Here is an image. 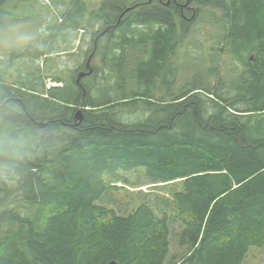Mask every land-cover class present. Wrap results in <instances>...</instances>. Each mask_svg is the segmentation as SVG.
Wrapping results in <instances>:
<instances>
[{
	"label": "trees",
	"instance_id": "obj_1",
	"mask_svg": "<svg viewBox=\"0 0 264 264\" xmlns=\"http://www.w3.org/2000/svg\"><path fill=\"white\" fill-rule=\"evenodd\" d=\"M193 4V18L220 28L215 51L234 62L233 75L218 72L212 56L205 67L176 62L188 24L177 8L148 0L95 8L71 0L50 12L39 45L8 54L0 264H164L166 205L186 248L170 264H243L250 247L264 248V0ZM88 33L102 61L77 83L59 60L75 56L72 34L80 42ZM139 169L171 186L159 211L145 201L123 213L98 203Z\"/></svg>",
	"mask_w": 264,
	"mask_h": 264
},
{
	"label": "rangeland",
	"instance_id": "obj_2",
	"mask_svg": "<svg viewBox=\"0 0 264 264\" xmlns=\"http://www.w3.org/2000/svg\"><path fill=\"white\" fill-rule=\"evenodd\" d=\"M51 1V3H50ZM70 0H7L3 9L7 15L0 17V68L7 63L6 57L15 49H22L26 44L37 46L40 44L39 33L46 24V19L51 16V11L56 14L63 10L66 3ZM98 0H87L88 8H95ZM5 7V8H4ZM190 17V14L187 15ZM188 24L187 31L182 43L175 47L174 57L176 62H189L195 66L207 65V59H216L212 62L216 70L224 77L233 75V69L236 67L234 62L227 56L217 55L215 48L221 39V30L216 25H212L208 18L194 17ZM43 26V28L41 27ZM74 40H71L75 51V56L68 54L61 55L59 62L63 75H70L71 71L84 61L89 52L90 34L84 37V40H76L75 34H72ZM79 42V43H78ZM213 53V54H212ZM98 57V56H97ZM97 63L100 61L97 59ZM183 70H186L182 68ZM189 72V71H188ZM46 85H55L53 82L46 81ZM134 116L131 115L130 119ZM128 183L119 190L108 191L98 201L100 204L111 206L118 213L130 210L138 203L145 201L157 211L169 199V190L171 186L152 184L143 174V170H134L126 174ZM169 226L170 250L167 260L164 264H170L176 261L186 251L185 247L178 244L177 234L180 226L172 218V211L169 205H166ZM243 264H264V248L250 247Z\"/></svg>",
	"mask_w": 264,
	"mask_h": 264
},
{
	"label": "flooded vegetation",
	"instance_id": "obj_3",
	"mask_svg": "<svg viewBox=\"0 0 264 264\" xmlns=\"http://www.w3.org/2000/svg\"><path fill=\"white\" fill-rule=\"evenodd\" d=\"M152 1L156 2L159 5L171 6V8H177L185 22L191 21V19L193 18V16L196 13V7L193 4V0H148V2H152ZM141 3L143 4L145 2H140L138 4H141ZM189 14H190V17L187 16ZM174 25H175V27L177 26V24H174ZM177 28H178V26H177ZM96 46H97V40L94 41V47H92V50H90L88 52L86 59L83 61L84 67L80 70L76 67L74 68L76 71V77L80 71L86 72L89 69L87 66L88 62L90 64V67H91L92 72H93L94 67H92V66H96V65L100 64V63H97V59L100 62L102 61L100 57H97L98 55L94 54ZM172 51H173L172 53H175V46L173 47Z\"/></svg>",
	"mask_w": 264,
	"mask_h": 264
},
{
	"label": "water",
	"instance_id": "obj_4",
	"mask_svg": "<svg viewBox=\"0 0 264 264\" xmlns=\"http://www.w3.org/2000/svg\"><path fill=\"white\" fill-rule=\"evenodd\" d=\"M130 8H131V7H127V8H126V11L129 10ZM87 66H88L89 69H88L86 72H84V71H80V72L77 74V77H76V82H77V83L80 81L81 78H83L84 76L89 75V74L92 72V69H91V67H90L89 62L87 63ZM81 118H82V108H81V107H78V108L76 109V112H75V122H74L71 126L76 125V124L81 120ZM39 125H40V126H44L45 123H40ZM107 264H118V263H116L115 261L112 260V261H109Z\"/></svg>",
	"mask_w": 264,
	"mask_h": 264
},
{
	"label": "bare ground",
	"instance_id": "obj_5",
	"mask_svg": "<svg viewBox=\"0 0 264 264\" xmlns=\"http://www.w3.org/2000/svg\"><path fill=\"white\" fill-rule=\"evenodd\" d=\"M70 1H71V0H70ZM141 4H142V3H141ZM138 5H139V4H138ZM136 7H137V5H136ZM63 9H64V8H63ZM83 9H84V8H83ZM2 10H3V9H2ZM78 10H79V9H78ZM104 14H105V13H104ZM130 14H131V13H130ZM61 17H62V16H61ZM74 22H75V21H74ZM107 23H108V22H107ZM87 24H88V23H87ZM95 34H96V33H95ZM31 51H32V50H31ZM47 58H48V57H47ZM61 69H62V68H61ZM58 70H59V69H58ZM62 84H63V83H62ZM101 86H102V85H101ZM47 90H48V89H47ZM48 92H49V91H48ZM48 94H49V93H48ZM50 94H51V93H50ZM71 121H72V120H71ZM32 124H33V123H32ZM36 126H37V125H36ZM3 128H4V127H3ZM3 128H2V129H3ZM5 129H6V128H4L3 131H4ZM68 129H69V128H68ZM3 131L0 130V132H3ZM0 138H1V137H0ZM62 144H63V143H62ZM46 156H48V155H46ZM22 186H23V185H22ZM0 208H1V207H0ZM4 210H5V209H4Z\"/></svg>",
	"mask_w": 264,
	"mask_h": 264
}]
</instances>
